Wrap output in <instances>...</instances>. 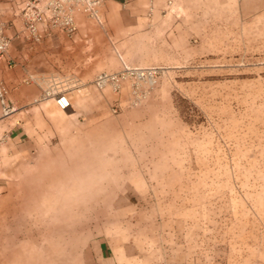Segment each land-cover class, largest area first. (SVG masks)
Wrapping results in <instances>:
<instances>
[{"label": "rangeland", "instance_id": "obj_1", "mask_svg": "<svg viewBox=\"0 0 264 264\" xmlns=\"http://www.w3.org/2000/svg\"><path fill=\"white\" fill-rule=\"evenodd\" d=\"M131 36L106 40L97 73L158 68L138 104L68 75L69 111L0 107V264H88L100 239L264 264V0H162Z\"/></svg>", "mask_w": 264, "mask_h": 264}, {"label": "crops", "instance_id": "obj_2", "mask_svg": "<svg viewBox=\"0 0 264 264\" xmlns=\"http://www.w3.org/2000/svg\"><path fill=\"white\" fill-rule=\"evenodd\" d=\"M25 1L0 0V19L7 22L6 33L11 38L6 59L0 62V81L9 89L11 104L19 107L37 101L39 88L35 84L24 83L30 74L45 78L76 75L81 84L91 86L90 81L98 71L97 54L109 53L106 40L132 37L131 32L141 30L149 8L161 6L162 3V0H102L101 24L77 14L74 33L54 31L38 42H29L21 32L20 9ZM46 105L55 107L53 102ZM24 133L13 125L9 127L6 137L22 142ZM121 248L114 251L107 240H97L93 243L95 255L87 263L169 264L168 261L156 260V255L140 258L132 243L123 244Z\"/></svg>", "mask_w": 264, "mask_h": 264}, {"label": "built area", "instance_id": "obj_3", "mask_svg": "<svg viewBox=\"0 0 264 264\" xmlns=\"http://www.w3.org/2000/svg\"><path fill=\"white\" fill-rule=\"evenodd\" d=\"M101 4L102 0H26L20 9L21 32L29 42H38L43 36L54 31L72 34L77 29L75 20L77 14H82L95 23L101 24L103 22ZM7 28V22L0 19V62L6 59L10 46L11 38L6 33ZM159 72L156 67L141 68L124 65L116 71L103 70L96 73L92 84L97 89L109 87L114 92H119L124 84H128L129 94L126 102L128 105H136L145 97ZM24 83L35 84L39 88L37 101L52 99L56 107L62 111L71 107L69 96L61 87L58 77L45 78L30 74L24 79ZM8 94V87L0 81L2 115H7L14 110ZM112 110L116 112L117 106H114Z\"/></svg>", "mask_w": 264, "mask_h": 264}]
</instances>
